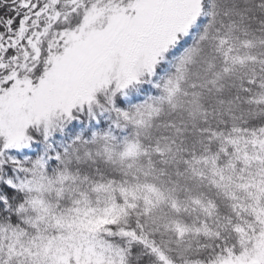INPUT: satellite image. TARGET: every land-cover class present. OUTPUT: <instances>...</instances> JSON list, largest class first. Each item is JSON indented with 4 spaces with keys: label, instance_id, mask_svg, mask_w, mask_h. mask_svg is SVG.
Here are the masks:
<instances>
[{
    "label": "snow or ice",
    "instance_id": "snow-or-ice-1",
    "mask_svg": "<svg viewBox=\"0 0 264 264\" xmlns=\"http://www.w3.org/2000/svg\"><path fill=\"white\" fill-rule=\"evenodd\" d=\"M0 264H264V0H0Z\"/></svg>",
    "mask_w": 264,
    "mask_h": 264
}]
</instances>
